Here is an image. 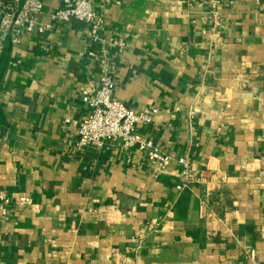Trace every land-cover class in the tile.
<instances>
[{"label": "crops", "instance_id": "1", "mask_svg": "<svg viewBox=\"0 0 264 264\" xmlns=\"http://www.w3.org/2000/svg\"><path fill=\"white\" fill-rule=\"evenodd\" d=\"M43 4L46 24L62 0ZM94 10L104 35L125 44L111 50L114 96L158 111L136 129L170 163L161 170L119 142L78 148L82 91L100 78L85 24L9 42L0 264H264V0H231L217 16L198 0H101Z\"/></svg>", "mask_w": 264, "mask_h": 264}, {"label": "built area", "instance_id": "2", "mask_svg": "<svg viewBox=\"0 0 264 264\" xmlns=\"http://www.w3.org/2000/svg\"><path fill=\"white\" fill-rule=\"evenodd\" d=\"M99 1L101 0H62V6L50 13L48 23L42 24L39 17L43 12V0H0V57L9 42L16 43L25 34H46L57 22L75 20L85 24L91 43L87 57L97 63L100 78L97 87H89L82 91V100L88 106L89 114L78 125V148L105 150L108 144L119 142L124 150L132 148L146 150L150 163L165 170L170 163V156L164 154L152 141L142 137L136 129L139 123H151L158 111L136 112L114 96L111 50L122 49L125 44L113 36L104 35L107 30L106 22L94 10V5ZM198 2L209 8L215 16L220 8L231 4V0H198ZM115 3L120 4L119 1ZM186 162L185 158L179 160L183 166H186ZM183 173L188 174L186 168ZM0 200L3 203L0 220L7 219L11 199L2 192ZM28 202V198H20V204L24 205ZM249 256L254 260L255 251L251 250Z\"/></svg>", "mask_w": 264, "mask_h": 264}]
</instances>
